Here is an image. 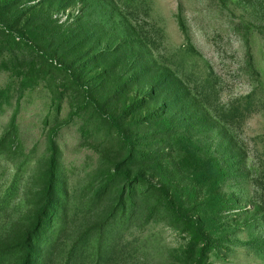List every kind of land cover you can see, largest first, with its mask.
Segmentation results:
<instances>
[{"label": "rangeland", "instance_id": "374dc122", "mask_svg": "<svg viewBox=\"0 0 264 264\" xmlns=\"http://www.w3.org/2000/svg\"><path fill=\"white\" fill-rule=\"evenodd\" d=\"M0 264H264V0H0Z\"/></svg>", "mask_w": 264, "mask_h": 264}]
</instances>
